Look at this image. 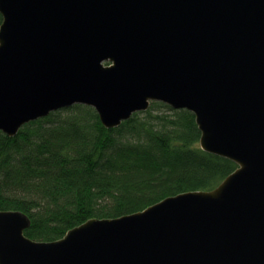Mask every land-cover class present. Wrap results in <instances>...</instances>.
I'll list each match as a JSON object with an SVG mask.
<instances>
[{
	"label": "water",
	"instance_id": "obj_1",
	"mask_svg": "<svg viewBox=\"0 0 264 264\" xmlns=\"http://www.w3.org/2000/svg\"><path fill=\"white\" fill-rule=\"evenodd\" d=\"M0 130L74 105L107 128L190 111L236 169L210 190L34 241L0 210V264H264V0H0Z\"/></svg>",
	"mask_w": 264,
	"mask_h": 264
},
{
	"label": "trees",
	"instance_id": "obj_2",
	"mask_svg": "<svg viewBox=\"0 0 264 264\" xmlns=\"http://www.w3.org/2000/svg\"><path fill=\"white\" fill-rule=\"evenodd\" d=\"M62 111L22 125L14 136L0 130V210L24 212L31 221L25 235L34 241H54L88 219L210 190L236 169L200 148L187 109L154 101L113 129L92 107Z\"/></svg>",
	"mask_w": 264,
	"mask_h": 264
},
{
	"label": "rangeland",
	"instance_id": "obj_3",
	"mask_svg": "<svg viewBox=\"0 0 264 264\" xmlns=\"http://www.w3.org/2000/svg\"><path fill=\"white\" fill-rule=\"evenodd\" d=\"M63 110H67V109H63ZM60 111H62V110H60ZM69 113H70V112H69ZM61 114H62V116H64L65 114H68V113H65V112L62 111Z\"/></svg>",
	"mask_w": 264,
	"mask_h": 264
}]
</instances>
